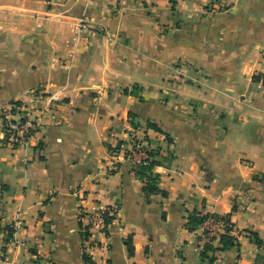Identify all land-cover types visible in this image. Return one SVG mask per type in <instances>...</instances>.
<instances>
[{"label": "crops", "instance_id": "obj_1", "mask_svg": "<svg viewBox=\"0 0 264 264\" xmlns=\"http://www.w3.org/2000/svg\"><path fill=\"white\" fill-rule=\"evenodd\" d=\"M210 2L0 0V110L40 118L15 149L0 119L2 264H264V0ZM131 129L169 156L158 192L110 156ZM108 205V249H85L80 211ZM192 211L229 217L239 245L189 231Z\"/></svg>", "mask_w": 264, "mask_h": 264}, {"label": "built area", "instance_id": "obj_2", "mask_svg": "<svg viewBox=\"0 0 264 264\" xmlns=\"http://www.w3.org/2000/svg\"><path fill=\"white\" fill-rule=\"evenodd\" d=\"M104 1L114 5L118 2V0ZM53 100L56 101L55 98ZM0 119L3 127V144L13 149L18 145H26L40 126L39 115H33L26 106L21 104L12 103L8 107L1 109ZM152 151L154 149L149 145L145 135L140 133L139 129H131L128 141L110 150V156L116 159L118 155L122 154L130 165L131 173L135 176L140 168L148 166L154 159L151 155ZM166 156L168 157V154ZM79 216L80 219L86 220L83 229L85 249L89 247L91 249H108L106 241L94 242L92 238L93 236H101L105 239L108 237L111 225L119 219V208L116 205H108L92 212L81 210ZM224 226L223 221L209 218L202 225L204 238L209 239V237L218 235L219 232L223 231ZM10 229L12 230L11 234L16 230L14 226H10ZM2 257L3 254L0 253V264H2Z\"/></svg>", "mask_w": 264, "mask_h": 264}, {"label": "trees", "instance_id": "obj_3", "mask_svg": "<svg viewBox=\"0 0 264 264\" xmlns=\"http://www.w3.org/2000/svg\"><path fill=\"white\" fill-rule=\"evenodd\" d=\"M14 104L19 105L20 103L16 102ZM151 155L154 157V159L150 162L148 166L140 168L135 175L138 179L144 182V189L147 193L158 192L157 184H158L159 176L156 173H154L153 168L155 166L162 164L165 160H168L169 158V156L163 157V162H162L161 160L158 159L159 158L158 152L152 151ZM209 218L221 220L225 224L223 231L218 233L220 243L222 244L220 248L221 251H224L233 246L239 245L237 238L230 234L233 229V225L230 222L229 217H219L218 215L212 214V213H201L197 211H192L191 213H189L187 217L185 226L189 231H193L199 226L203 225V223ZM5 230L7 232L6 241H8V239L12 236L11 234L12 230L10 229V226L7 227ZM245 232L255 244H257L260 247L263 246V242L259 239L256 233L251 232V231H245ZM205 233H206V230H205ZM212 239L213 237H209V240H212ZM126 244L128 246V250L131 253L132 251H131L130 244L128 242ZM212 250H213V247L211 246L209 242H207L204 246V250L201 253L202 257H205V254L207 251H212ZM84 260L87 263L91 264V261L86 254H84Z\"/></svg>", "mask_w": 264, "mask_h": 264}, {"label": "rangeland", "instance_id": "obj_4", "mask_svg": "<svg viewBox=\"0 0 264 264\" xmlns=\"http://www.w3.org/2000/svg\"><path fill=\"white\" fill-rule=\"evenodd\" d=\"M104 3L110 10H115L118 7L119 0L115 5L108 3L107 1H104ZM227 9H228V5L226 3V0H211L210 4L206 7L205 10L206 12L213 14V13H222ZM76 26L79 31H83L89 29L90 23L87 19L83 18L77 21Z\"/></svg>", "mask_w": 264, "mask_h": 264}]
</instances>
